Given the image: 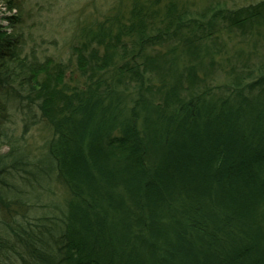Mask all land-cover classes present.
I'll list each match as a JSON object with an SVG mask.
<instances>
[{"label":"trees","instance_id":"obj_1","mask_svg":"<svg viewBox=\"0 0 264 264\" xmlns=\"http://www.w3.org/2000/svg\"><path fill=\"white\" fill-rule=\"evenodd\" d=\"M3 2L18 14L0 25V264H264V59L204 84L225 30L264 28V0H132L70 70L29 44L24 0ZM49 171L59 216L30 200Z\"/></svg>","mask_w":264,"mask_h":264},{"label":"rangeland","instance_id":"obj_2","mask_svg":"<svg viewBox=\"0 0 264 264\" xmlns=\"http://www.w3.org/2000/svg\"><path fill=\"white\" fill-rule=\"evenodd\" d=\"M131 1L24 0L22 13L25 20V29L31 31L33 40L29 44L37 48L40 58L51 56L66 64L69 70L75 69L76 62L73 55V47L81 45L80 42L84 40L87 31L89 34L106 19L118 16L119 18H116L115 23L117 26L118 20L127 14ZM159 1L162 5L167 3V0ZM259 1L261 0H195L197 7L200 8L222 4L223 7L229 9ZM5 2L0 0V5L3 4L9 7ZM225 31L219 37L224 46L220 44V54L215 56L214 63L210 64V66L208 65L206 69L210 72V77L204 84H207L210 88H214L216 84L225 81L224 72L230 67L236 70H256V65L264 59V28L259 29V31L255 27ZM170 45L164 44L161 46L160 50H158L159 53H166L165 51ZM90 48H92V45L88 47V49ZM173 51L179 53L180 47L176 44ZM228 56L229 61L226 58ZM64 81L74 84L69 78V73H67ZM50 136L51 131L41 125L34 126L30 134L26 136L27 148L30 154L34 155L33 159H36V161L33 159L32 161L35 163L39 160L37 158L40 155L45 154L44 141ZM7 150L8 148L3 146L0 149V153H6ZM44 165L47 166V162ZM30 169L35 170L36 168L31 165ZM49 172L50 178L48 182L45 181V178L38 179L37 183H34L38 199L31 196L30 200L32 202L37 201L36 203L42 206V211L47 215L59 216V210L54 205L63 206V200L69 195L67 193L66 196L63 185L58 183L51 171Z\"/></svg>","mask_w":264,"mask_h":264},{"label":"built area","instance_id":"obj_3","mask_svg":"<svg viewBox=\"0 0 264 264\" xmlns=\"http://www.w3.org/2000/svg\"><path fill=\"white\" fill-rule=\"evenodd\" d=\"M1 6V12H0V16H5L6 18L2 21L4 25L9 24V20L7 19V16H13V14H15V9H8L6 6L2 7Z\"/></svg>","mask_w":264,"mask_h":264}]
</instances>
